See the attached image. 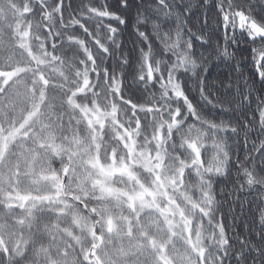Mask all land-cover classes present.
<instances>
[{"label": "snow or ice", "instance_id": "obj_1", "mask_svg": "<svg viewBox=\"0 0 264 264\" xmlns=\"http://www.w3.org/2000/svg\"><path fill=\"white\" fill-rule=\"evenodd\" d=\"M197 7L0 0V264H264V0Z\"/></svg>", "mask_w": 264, "mask_h": 264}, {"label": "trees", "instance_id": "obj_2", "mask_svg": "<svg viewBox=\"0 0 264 264\" xmlns=\"http://www.w3.org/2000/svg\"><path fill=\"white\" fill-rule=\"evenodd\" d=\"M181 2H187V0H181ZM193 4V12L196 13L197 16H200V14L203 11H206V9L198 8L197 6L202 3V0H191ZM212 0H209V3H211ZM134 15V13H133ZM134 23V22H133ZM171 25H164V29L166 30ZM145 29H141V31H144ZM148 31H151V29H147ZM195 31V30H194ZM135 30L130 24L128 28L124 30L123 36L121 39L124 42L125 51L130 50L134 47H141L139 40H137L135 34ZM241 47H247L244 44H241ZM235 51V49H232ZM239 55V53H238ZM244 55H247V53H244ZM167 59V57H164ZM235 63V61H231L228 63L225 62H216L214 61L209 66V77L212 80H226L228 78H235L237 76V72L233 70V68L230 66V64ZM245 74L250 76V74L254 71L251 64H248L246 68L243 69ZM243 83V81H241ZM195 97L194 103L199 100L198 92L193 89L191 93V97ZM253 107H255V104H253ZM207 111V110H206ZM247 112L248 110L246 108H240L235 111H232L230 113H227L225 115V119H227L229 116L234 119H241V118H247ZM214 114L219 117V115H224L223 113H220L219 109L214 110ZM255 131L252 133L251 138H255ZM234 158V157H233ZM225 188L226 191L231 192L232 187L231 183H228L224 181L223 179L219 180L218 183L214 184V189L217 193V199L218 200H226L227 202L223 204V215H224V223L226 225V228L228 230L229 235L239 234L241 236L247 235L249 228H255L259 221V215L258 213H254L251 211L252 205H249L247 202H244L243 210L241 209L240 202L237 201L235 196H222L221 195V189ZM198 195V193H196ZM241 196H246L248 201L255 202V198L258 195L257 192L245 190V192L240 194ZM257 259H259L257 257Z\"/></svg>", "mask_w": 264, "mask_h": 264}]
</instances>
